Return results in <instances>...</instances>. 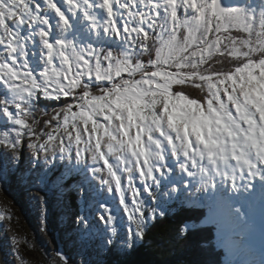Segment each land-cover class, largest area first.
<instances>
[{"label":"snow or ice","instance_id":"snow-or-ice-1","mask_svg":"<svg viewBox=\"0 0 264 264\" xmlns=\"http://www.w3.org/2000/svg\"><path fill=\"white\" fill-rule=\"evenodd\" d=\"M25 145L82 176L85 248L130 254L160 194L216 224L257 199L264 216V0H0V162Z\"/></svg>","mask_w":264,"mask_h":264},{"label":"rangeland","instance_id":"rangeland-1","mask_svg":"<svg viewBox=\"0 0 264 264\" xmlns=\"http://www.w3.org/2000/svg\"><path fill=\"white\" fill-rule=\"evenodd\" d=\"M29 157L30 149L25 145L21 162L18 164L16 162L12 164L0 162V213L10 216V219L0 220V261H6V264H20V261L16 259V249L13 243V238H15L19 241L18 250L23 258V264H46V261L47 264H57L59 258L55 254L54 234L60 232L65 237L64 241L68 244L66 246L72 253L71 264H81L90 243L86 248L82 246L77 235V226L73 223L76 215L71 217L70 214L62 210V190L65 188V182L58 181L57 178L55 185L50 188L48 177L56 171L68 173L73 170L59 163L51 170L37 168L35 165L30 166ZM81 184L82 182H78L76 187ZM89 197L91 201L102 199L93 191L89 193ZM96 211H102L98 205L93 207V216ZM54 218L56 219L55 224L52 223ZM69 223H73L75 227H69L67 225ZM223 224L227 225V222ZM36 235H38L37 239H40V243L38 242L34 247L28 249L27 239L30 240L32 237L37 240ZM237 244L244 248L248 246L247 241H244L242 245ZM229 245L231 246V241ZM253 250L254 248L249 250L252 256L247 255L244 251L242 253L238 251L235 254H239L245 264H252V260H255L254 264H257L260 260L253 257ZM93 259L100 264V259L97 256L94 255Z\"/></svg>","mask_w":264,"mask_h":264},{"label":"trees","instance_id":"trees-1","mask_svg":"<svg viewBox=\"0 0 264 264\" xmlns=\"http://www.w3.org/2000/svg\"><path fill=\"white\" fill-rule=\"evenodd\" d=\"M62 170L65 169L62 168ZM57 178L58 181L65 182V188L62 190V210L71 217L83 214L85 200L76 187L78 182L83 183L82 176L75 170L68 173L56 171L52 176L49 175L51 186L55 185ZM90 191L88 192L89 200ZM164 191L167 189H162L161 193ZM179 195L180 199H176L175 195L172 199L163 194L159 195L160 206L167 210V215L150 223L145 239L139 241L130 254L125 255L117 248L109 251L101 245L90 243L84 258L90 261V264H98L94 259L92 260L94 255L100 259V264H228V252L225 248H220L221 231L216 224L211 225L205 220L207 210L201 208L198 203L184 200L183 193ZM110 203L119 211L115 200H111ZM152 203L155 204V202ZM52 223H56L55 218L52 219ZM185 223L189 224L193 231L187 237H182L179 232ZM67 225L75 227L73 223ZM27 241L28 249L40 243V239L34 240L32 237ZM97 252L100 253L97 254Z\"/></svg>","mask_w":264,"mask_h":264},{"label":"bare ground","instance_id":"bare-ground-1","mask_svg":"<svg viewBox=\"0 0 264 264\" xmlns=\"http://www.w3.org/2000/svg\"><path fill=\"white\" fill-rule=\"evenodd\" d=\"M90 192H92V190ZM258 201L259 200L257 199L256 202H258ZM254 202H251L252 203L251 205L249 204V202H245L246 206L248 205L249 213L251 216V220L248 223L250 225H248V224L246 226L245 225H233V224L227 222L228 227H229L228 232L232 235V238H231V236H229L231 241H232L231 244H232V246L234 245V248L236 251H239V249L240 250L244 249L243 246H239L236 244L243 237L249 238L250 234H254V235L258 236V240H257L258 245H260L261 249L264 250V237H263L264 233L262 231L263 224H262V220H258L259 219L258 213L261 212V206H260V203L254 204ZM256 221L258 222V225L255 224ZM256 254H258V253L256 252Z\"/></svg>","mask_w":264,"mask_h":264},{"label":"water","instance_id":"water-1","mask_svg":"<svg viewBox=\"0 0 264 264\" xmlns=\"http://www.w3.org/2000/svg\"><path fill=\"white\" fill-rule=\"evenodd\" d=\"M37 236L38 235H36V239H37ZM64 240H65V237L60 232H56V234H54V241H55V245H56L55 254L57 255V252L64 254L69 259V262L71 264L72 253L69 250V248H67L66 245H68V244Z\"/></svg>","mask_w":264,"mask_h":264}]
</instances>
